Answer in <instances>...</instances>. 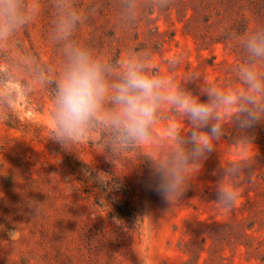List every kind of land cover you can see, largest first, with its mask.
I'll return each mask as SVG.
<instances>
[{
  "label": "rangeland",
  "instance_id": "374dc122",
  "mask_svg": "<svg viewBox=\"0 0 264 264\" xmlns=\"http://www.w3.org/2000/svg\"><path fill=\"white\" fill-rule=\"evenodd\" d=\"M73 12L65 36L60 22ZM21 14L0 40V264H264V122L245 144L224 110L221 139L170 203L148 185L150 170L190 147L181 141L191 125L174 106L161 105L147 141L115 140L110 103L83 142L66 150L52 140L72 49L110 65V80L142 62L173 93L205 100L209 89L242 87L264 0H21ZM252 67L264 76V61ZM222 183L239 192L227 211L214 202ZM114 191L126 193L135 229L111 218Z\"/></svg>",
  "mask_w": 264,
  "mask_h": 264
},
{
  "label": "clouds",
  "instance_id": "9594fccd",
  "mask_svg": "<svg viewBox=\"0 0 264 264\" xmlns=\"http://www.w3.org/2000/svg\"><path fill=\"white\" fill-rule=\"evenodd\" d=\"M78 19L73 12L61 20L65 36ZM23 23L21 0H0V40L9 37ZM245 49L249 63L239 71L242 87L231 91L209 89L206 99L201 100L188 93H173L164 79L149 74L142 62L129 63L120 79L110 80V65L98 61L84 49L74 48L69 52L68 66L58 83L52 140L66 150L83 142L86 129L104 110L105 104L110 103L112 108L107 120L115 140L124 145L147 141L161 105L174 106L191 125L187 140L181 141L190 147L180 148L167 163L150 170L148 186L167 203L180 199L192 172L198 170L194 162L213 152L215 142L222 137L219 121L224 110L235 118L236 127L245 134L240 141L245 144L252 143L251 130L264 122V76L252 67L264 61V29L248 37ZM102 174L98 173L96 179L106 183ZM238 196L236 185L222 183L214 202L227 211L235 205Z\"/></svg>",
  "mask_w": 264,
  "mask_h": 264
},
{
  "label": "trees",
  "instance_id": "16d2710c",
  "mask_svg": "<svg viewBox=\"0 0 264 264\" xmlns=\"http://www.w3.org/2000/svg\"><path fill=\"white\" fill-rule=\"evenodd\" d=\"M9 129H18L19 125L16 123H6ZM132 144V143H130ZM129 144V145H130ZM114 194H117L114 201L111 205V212L109 213L111 218L118 220L122 224H124L128 229H135L137 226V217L130 206L126 193L123 191V196L120 197V193L118 191H114ZM108 200V194L105 195Z\"/></svg>",
  "mask_w": 264,
  "mask_h": 264
}]
</instances>
